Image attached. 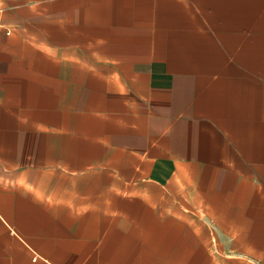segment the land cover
<instances>
[{
	"label": "crops",
	"instance_id": "0c3cea01",
	"mask_svg": "<svg viewBox=\"0 0 264 264\" xmlns=\"http://www.w3.org/2000/svg\"><path fill=\"white\" fill-rule=\"evenodd\" d=\"M0 264H264V0H0Z\"/></svg>",
	"mask_w": 264,
	"mask_h": 264
}]
</instances>
